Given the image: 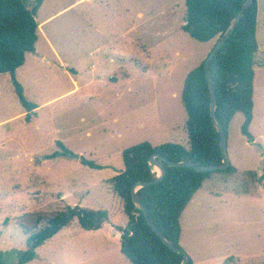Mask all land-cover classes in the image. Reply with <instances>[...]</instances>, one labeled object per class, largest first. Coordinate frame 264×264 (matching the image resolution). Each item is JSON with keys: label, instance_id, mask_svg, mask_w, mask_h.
Wrapping results in <instances>:
<instances>
[{"label": "rangeland", "instance_id": "obj_1", "mask_svg": "<svg viewBox=\"0 0 264 264\" xmlns=\"http://www.w3.org/2000/svg\"><path fill=\"white\" fill-rule=\"evenodd\" d=\"M25 1L31 9L34 0ZM78 1L45 0L36 20L53 17L44 30L58 38L59 50L71 48L69 62L81 74V92L42 106L30 123L17 100H0V253L6 264L17 263L28 249L20 222L30 225L38 213L76 206L95 210L102 194L114 199L111 209L117 212L122 202L106 180L123 168L125 149L144 142L189 148L183 82L218 38L202 43L184 31V0H115L114 27L112 17L97 15L95 3ZM258 3L253 142L244 136V116L237 113L227 139L236 172L214 174L180 218V245L194 264H264V0ZM132 25L134 32H126ZM44 85L40 92L27 86L26 99L42 105L54 98L48 81ZM57 142L102 168L66 158L44 163L59 151ZM120 248L108 227L85 231L74 218L28 264H130Z\"/></svg>", "mask_w": 264, "mask_h": 264}, {"label": "trees", "instance_id": "obj_2", "mask_svg": "<svg viewBox=\"0 0 264 264\" xmlns=\"http://www.w3.org/2000/svg\"><path fill=\"white\" fill-rule=\"evenodd\" d=\"M44 1L34 0L29 9L25 0H0V75L9 73L12 76L19 102L27 112V122L35 115L37 106L26 99L24 88L16 80L15 74L24 65L26 55L36 51L39 38L36 15ZM246 1L185 0L186 25L183 29L198 42L213 41L226 31ZM258 8V0H255L210 63L218 102L216 116L227 139L234 116L242 113V132L253 142L249 127L253 121L255 67L259 53L256 35ZM203 63L188 73L183 85L182 102L187 113L189 148L171 143L153 146L148 142L127 148L122 153L124 170L109 181L129 219L127 226L118 230L121 232V253L130 264H182L183 261V254L172 251L162 242L133 203V187L158 178L159 172L149 164L152 155L157 154L175 163L191 164L170 167L162 162L166 169L164 179L157 184L140 188L136 193L153 224L168 241L182 251L180 218L183 212L203 184L212 180L214 174L223 172L199 173L194 169V166L221 165L223 161L220 135L211 117V94ZM57 146L60 152L70 153L62 143L58 142ZM58 154L59 151L48 158H54ZM156 161L161 162L159 159ZM81 162L90 168H102L84 157H81ZM225 172L235 173L236 169L230 164ZM260 180L264 184V173ZM74 218L78 219L84 230L93 231L101 229L108 221V213L76 206L57 213H38L32 216L30 225L21 221L28 249L20 253L15 264L32 262L36 258V250L69 226ZM0 264H6L3 253H0ZM187 264L194 262L190 258Z\"/></svg>", "mask_w": 264, "mask_h": 264}, {"label": "crops", "instance_id": "obj_3", "mask_svg": "<svg viewBox=\"0 0 264 264\" xmlns=\"http://www.w3.org/2000/svg\"><path fill=\"white\" fill-rule=\"evenodd\" d=\"M114 1L115 0H79L78 2H86L89 4L95 3L97 15L101 19L103 18L106 20H109L110 17H112L111 18V26L114 27L113 22L116 21L117 19H119L117 17V16H119L118 9L113 7L114 3H115ZM111 3H112V5H111ZM116 11H117V14L115 17ZM142 16H143L142 13H139V17L142 18ZM52 18L53 17L45 18L42 22L38 23L39 24V38H38V41L36 43V51L34 53H30V54L26 55V61H25L24 65L21 68L17 69L16 74H15L16 80L24 88V95L26 94L27 86H29L33 90L35 89L36 91H39V92L41 90L45 89V85H44L45 81H48V86H47L48 91L50 90L51 93L54 92L55 97L54 98L52 97V99L50 101L45 102V104H42V105L35 104L37 106V109L35 110L36 116L38 115L39 109L42 106L53 103V102L57 101L58 99H61L65 96H72V95H76L79 92H81L80 91L81 90L80 81L78 79V77H81V74L79 75L78 72L76 71V69H74L72 64L69 62V59L71 58L69 56L70 52H71L70 51L71 48L70 49H66V48L61 49L60 48V50H59L55 44L56 42H58V38H56L53 34L48 33L47 31L44 30V27H46L48 25V23L52 20ZM93 25H95V24H93ZM96 27L98 29V27H100V24H99V26L96 25ZM101 30L102 29L100 27L99 31H101ZM134 30H135V26L132 25L126 32H132V31L134 32ZM99 31H98V33H99ZM113 31H115V29ZM41 43L43 44V46L39 47ZM101 49H102V47L96 48V51L99 52ZM83 50H84V52H87V53L90 51L89 48H85ZM90 55H92V52H90ZM110 63H114V61L111 60ZM91 68H92L91 70L96 69L94 65H91ZM110 69H115V65L114 64L110 65V67L108 69V73H111ZM124 76L129 77L130 75L124 74ZM104 78H106L105 80L107 81L108 76L106 75ZM100 80L102 82V79H100ZM184 81H185V79H184ZM183 85H184V82H183ZM182 92H183V89H182ZM92 95H94V94H92ZM89 96H91V95L89 94ZM181 99H182V97H181ZM0 100L1 101L2 100H4V101L8 100L10 102L17 100L19 102L18 96L16 94V91H15V88L13 85L12 76L9 73H5V74L0 75ZM24 111L27 115V112L25 109H24ZM26 115H25V121H26ZM34 116H32V118ZM32 118H31V120H32ZM83 119L84 118H82L81 120L83 121ZM31 120L29 122H27V121L26 122L30 123ZM253 122H254V119H253ZM253 122H252L251 126L253 125ZM64 147L67 148L66 146H64ZM60 151L61 150L59 149V154L56 157L48 159V160L45 159L44 163H46V162L54 163L56 161V159H62V158L70 159L67 157L59 156L60 154H65V153H62ZM81 155L82 154H80V156H79L80 159H78L77 161L81 162V157H83ZM72 160H76V159H72ZM122 161H123V158H122ZM81 164H82V162H81ZM96 164H98V163H96ZM98 165H100V164H98ZM100 166H102V165H100ZM123 170H124V163H123V168L119 172H116V171L111 172V175L106 180V184L108 187L111 188L109 181L113 177H115L119 173H121ZM102 195L99 196V200H97V202H96L100 206H98L97 209H95V211L102 210V211H106L108 213V221L106 223H104L102 228L108 227L109 230L115 232V234L118 237V239L120 240V244H121V232L118 230V228H125L128 224V221H129L128 216L124 211L123 203H122L121 207L118 208L117 212H113L111 207H112V202L114 199L108 200L105 197L102 198ZM64 197L65 196H63L62 199H64ZM115 197H117V196H115ZM81 208L88 209V208H84V207H81ZM39 209L40 208L38 206L36 212H38ZM90 210H93V209H90ZM114 215H115V217L117 215H120V216H119V218H113ZM78 224H79V221H78ZM69 226H67V227H69ZM79 226H80V224H79ZM95 231H97V230H95ZM25 238L27 239L26 236H25ZM120 252H121V248H120Z\"/></svg>", "mask_w": 264, "mask_h": 264}, {"label": "water", "instance_id": "obj_4", "mask_svg": "<svg viewBox=\"0 0 264 264\" xmlns=\"http://www.w3.org/2000/svg\"><path fill=\"white\" fill-rule=\"evenodd\" d=\"M254 1L255 0H247L242 5L241 9L237 12V14L235 15V17H234L233 21L231 22V24L229 25V27L217 39L214 47L212 48V50L210 51L209 55L207 56L206 60L203 63L205 76H206L207 83H208L209 90H210V94H211V117H212V121H213L215 129H216L217 133L220 135V150H221L223 161H222L221 165L194 166V169L199 173H208V172H214V171H225L230 166V161H229V157H228L227 136H226V133L224 132V130H223L222 126L220 125V123L217 119V116H216V109H217L218 102H217V94H216V91L214 88L213 79H212L211 72H210V63L216 57V55L221 50V48L224 46V44L229 39V37L232 35V33L236 29L241 17L243 16L244 12L251 7V5ZM59 156L67 157L70 159H76V160L80 159L79 156L74 155L72 153L60 154ZM156 159H159L161 162L156 161ZM162 162L168 164L170 167L191 166V164L186 163V162L175 163V162L168 161L165 158H162L157 154L152 155L150 160H149V164H150L151 168L158 170V172H159L158 178L154 181H151V182L136 184L132 189V199H133V203L136 207V210L140 211L144 215L148 224L154 230V232L157 234V236L162 240V242L172 251L183 254L182 264H187L190 260V257L188 256V254L183 252L182 250L178 249L176 246H174L170 241H168L166 239V237L163 235V233L153 224V222L149 218V215L147 213V210H146L144 204L139 200V198L136 194L138 189L143 188V187H147V186H150L153 184H157L164 179V177L166 175V169H165L164 165L162 164Z\"/></svg>", "mask_w": 264, "mask_h": 264}]
</instances>
